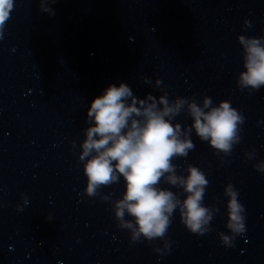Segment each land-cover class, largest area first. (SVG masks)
Segmentation results:
<instances>
[{
    "label": "water",
    "instance_id": "1",
    "mask_svg": "<svg viewBox=\"0 0 264 264\" xmlns=\"http://www.w3.org/2000/svg\"><path fill=\"white\" fill-rule=\"evenodd\" d=\"M241 36L264 41V0H15L0 32V264H264V87L239 84ZM121 83L137 100L187 101L172 123L191 129L193 148L172 164L178 177L196 167L207 180L203 236L177 207L163 237L133 241L122 223L134 218L115 216L123 177L86 193L87 111ZM206 98L242 117L228 152L192 128L188 104ZM167 175L158 186L182 202ZM229 185L245 208L242 235L227 228Z\"/></svg>",
    "mask_w": 264,
    "mask_h": 264
},
{
    "label": "clouds",
    "instance_id": "2",
    "mask_svg": "<svg viewBox=\"0 0 264 264\" xmlns=\"http://www.w3.org/2000/svg\"><path fill=\"white\" fill-rule=\"evenodd\" d=\"M14 2L0 0V32L10 18ZM41 11L55 14L43 4ZM239 40L244 47L246 69L240 74L239 84L259 90L264 87V41L243 36ZM145 82L150 83L149 80ZM186 103L184 99L170 103L166 95L157 102L151 94L137 100L131 88L121 83L118 87L109 85L104 89L102 95L91 101L87 111L92 126L85 131L80 155V160L85 161L86 193L93 195L99 186L110 185L123 177L125 191L115 206V216L121 221L125 213L134 218V225L132 221L122 223V227L132 229L133 241L141 236L147 240L163 237L177 207L182 223L192 234L203 236L205 226L211 220L208 209L202 204L207 186L204 174L196 167H189L186 177L174 174L172 159L186 156L193 148L188 138L191 129L182 133L180 125L172 123V117ZM210 104L211 100L207 98L203 107L195 102L188 104L192 128L210 147L228 152L236 139L237 125L243 122L242 117L227 101H222L218 107H209ZM166 173L169 174L166 177L168 183L179 184L188 194L182 202L172 191L158 186ZM225 194L229 197L227 228L242 235L246 232L245 208L231 185ZM232 239L230 235H221V243L226 248L232 247Z\"/></svg>",
    "mask_w": 264,
    "mask_h": 264
}]
</instances>
